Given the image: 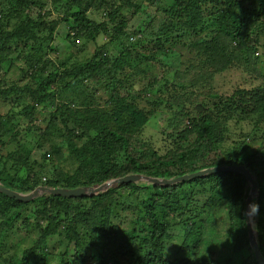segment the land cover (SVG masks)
<instances>
[{
	"label": "trees",
	"instance_id": "16d2710c",
	"mask_svg": "<svg viewBox=\"0 0 264 264\" xmlns=\"http://www.w3.org/2000/svg\"><path fill=\"white\" fill-rule=\"evenodd\" d=\"M138 1L0 0V101L11 106L0 113V184L28 192L39 185L95 186L131 173L173 178L242 164L258 183L255 227L264 258V72L256 55L264 47V0ZM126 8H133L130 16ZM139 13L144 18L130 25ZM158 14L163 18L154 22ZM60 23L73 41L94 43L88 57L58 65L48 57L46 44ZM175 45L182 51L174 82L190 78L171 87L183 95L174 97L168 85L159 89L160 78H152L143 96H120L118 88L133 86L147 72L143 62H167L176 56L168 50ZM141 47L149 53L142 56ZM133 56L143 60L130 64ZM15 69L17 81H8ZM230 69L249 71L260 84L213 92L217 75ZM96 87L109 95L98 106L88 101ZM200 95L204 109L191 116L182 108ZM50 100L48 110L38 107ZM15 106L21 107L17 115ZM162 109L167 136L174 137L157 155L139 136ZM43 112L47 116L37 115ZM39 140L50 142L35 161ZM246 190L241 173L221 171L173 185L117 183L83 197L46 194L21 202L0 192V258L7 252L3 239L16 228L32 242L16 245L20 256L10 264H46L48 255L58 257L57 264H258L247 234ZM222 234L226 240L219 244ZM54 237L65 240L62 250L50 243Z\"/></svg>",
	"mask_w": 264,
	"mask_h": 264
},
{
	"label": "rangeland",
	"instance_id": "374dc122",
	"mask_svg": "<svg viewBox=\"0 0 264 264\" xmlns=\"http://www.w3.org/2000/svg\"><path fill=\"white\" fill-rule=\"evenodd\" d=\"M168 2V0H164L163 3L166 4ZM137 3H139V1L137 0ZM37 7L36 9L33 10V12H30V16L33 18H36L37 15ZM133 11V8H126L124 10V13L126 16H130L131 13ZM42 12V10H41ZM90 16L94 19H98V17H95L93 15V12L90 13ZM144 18V14H137L133 16V19L130 22V25L134 26L138 23L139 19ZM163 16L158 14L157 18L154 20V22H157L159 19H162ZM133 27L129 28V31H132ZM67 33H68V27L66 24L60 23L54 34H52L51 39L47 42L46 45H49L50 48H52L51 52H48V57H50V59L55 63V64H59L62 61H66L68 63L71 62V60L77 59H84L86 57H88L90 55V53L93 51L95 45L93 42H87L86 46H83V39H75L74 41L70 38L67 37ZM138 33L135 35L131 36V40H133L134 38L138 37ZM149 43V42H148ZM139 47V46H138ZM148 47V46H147ZM140 48V47H139ZM141 55L144 56L145 54L149 53V48H147V51L141 47ZM168 50H173L175 52L176 56H168V60L165 63L162 62H154L152 60L149 61H145L142 63L143 67H146L147 72L144 73L141 77H135L134 81V85L133 86H129V83L127 85H124L123 87L118 88L116 91L119 92L120 96H126L128 97V100H131L132 98H135L137 96L138 98V93H140L143 96V93H141L143 87L146 88L147 83L151 80L152 78H160L159 79V83L157 84L158 88L161 89L162 87H164V85H168V90L170 88V90L175 91V93L173 92H169L170 94H172L174 97L179 96V95H183L185 92L182 90H178L176 91L173 87V85H176L177 87H179V85L184 86L185 84H187L188 80L190 77H187L186 79L188 80H183L182 82H174L175 80V73H176V66L177 61L179 59L178 54L182 51V47L180 45H175L174 47H169ZM256 55L259 57L260 59V69L262 70V72H264V47L263 46H259L257 48L256 51ZM141 56V57H142ZM141 57H137V56H133L129 62L131 63H135V61H142L143 59ZM136 59V60H134ZM179 62V61H178ZM8 63L3 65V70H5V68H7ZM134 65V64H132ZM20 71L19 69H15L14 72H12V70L10 72H8L7 74V79L8 81H14L16 82L18 79V75H19ZM91 83L95 84V78L94 77H89L88 79ZM195 81V79H194ZM260 80H256L251 73H249V71H240L237 69H230L222 74L217 75V77L215 78L214 84H213V92L215 93H221V94H228L230 92H232L233 89H235L236 87H244V88H248L250 86H256L259 85ZM148 88V86H147ZM151 91H153L156 86L154 87H150ZM180 88V87H179ZM133 91V94L129 93ZM136 94V95H135ZM195 95L192 96V99L194 101ZM109 99V95L104 93L102 91V89L96 87L95 92H93V94L89 97V104L90 105H102V103L106 102ZM29 102H31L32 100L28 99ZM53 100L47 101L45 103L39 104V108L48 110V108H51L52 105H54L53 102H51ZM204 101V102H203ZM55 102V101H54ZM202 103H205L204 100V96L200 95L197 96V101L196 103L191 102V99H189L188 101V105L183 107V110H186L187 112L190 113L191 116L196 115V113L198 112V110H203L204 107H202ZM11 108L10 105L6 104V103H2L0 101V113H6V111L8 110V108ZM9 108V109H10ZM21 110L20 106H15L14 107V113L17 115ZM46 115V112L43 113H38L37 115L39 117H43L42 115ZM47 116V115H46ZM167 118H168V112L165 109L160 110L159 112H157L153 117H151L149 119V121L145 124L139 138H143L146 140L150 141V145L153 146V148H155V151L157 153V155H163L164 151L166 150L165 146L169 145L173 139V135L172 136H167L168 134V130L166 129V123H167ZM187 118V117H186ZM185 118L184 122L187 123V119ZM246 126L243 124V127ZM173 134V132L171 133ZM264 135V133H263ZM166 137V138H165ZM193 137V135H192ZM54 140H58L55 139ZM260 140L255 141L252 146H256L258 144ZM50 141H40L39 140V146L38 148H35L32 151V160L35 161H39L42 160V151H45V149L48 147V143ZM230 141L227 140V144H229ZM251 145V142H250ZM172 146V145H170ZM169 146V147H170ZM157 149V150H156ZM159 150V151H158ZM5 151V150H4ZM264 152V147L262 150V153ZM71 162V161H70ZM74 165V166H73ZM75 167V164L73 163H68L66 165L67 169H71V171H73V168ZM252 172V171H251ZM253 176L256 178V175L254 173H252ZM20 175L23 176V171L20 172ZM203 177V176H201ZM259 177L262 181V185L264 187V175L261 176L259 174ZM192 179V178H191ZM247 182V180H246ZM136 183H146L143 181H138ZM117 184V183H116ZM116 184L112 185L115 186ZM111 186V187H112ZM247 187L248 190L244 191V198L246 199L248 192H249V188L250 185L247 182ZM29 192V191H28ZM46 195V194H44ZM43 196V195H41ZM257 196H258V190L256 191V193L253 195L252 199L253 202L256 203L257 201ZM40 197V196H39ZM38 198V197H37ZM201 199H204V196L200 195ZM244 199V200H245ZM126 214H129V211L126 210L125 211ZM255 222H256V214L254 216H252V224L255 230V234L256 233V227H255ZM17 227V225H16ZM8 236H6L3 239V242H5V247H7V252L3 253L1 255L0 258V264H10V263H15L18 261V258L20 256V252L21 250H19L16 254H14V247L17 245H20V248H24L26 246H28L32 240L28 237H25L24 232L19 231L16 228H13L8 234ZM35 238V235H34ZM175 238V237H173ZM18 242H21L20 244H18ZM174 242V241H172ZM50 243H56L57 244V249L62 250L63 247L65 246L66 242L65 240L57 237H54L53 240H50ZM204 245V244H203ZM173 251V250H172ZM171 251V252H172ZM169 252L168 256H172V253ZM83 254H85L86 256L88 255V253H86V251L82 252ZM92 253V252H91ZM3 258L6 259V261H3ZM58 262V257L56 256H52V255H48V259L46 264H57ZM37 264H41V262L37 263ZM106 264H112L109 263V261ZM124 264V263H123Z\"/></svg>",
	"mask_w": 264,
	"mask_h": 264
},
{
	"label": "water",
	"instance_id": "95a60500",
	"mask_svg": "<svg viewBox=\"0 0 264 264\" xmlns=\"http://www.w3.org/2000/svg\"><path fill=\"white\" fill-rule=\"evenodd\" d=\"M221 171L241 173L250 185L248 195L245 199V220L247 226V234H248L249 244L254 253L257 263L264 264V258L260 253L255 230L252 224V216L249 217L246 215L248 205L253 202L252 197L258 190V183L255 177L253 176L252 172L242 164L219 165V166L207 167L192 173L183 174L173 178L152 177L140 173H131L124 175L122 177L105 181L95 186H79L74 188H65V187H47V186L39 185L29 192H20L17 190L4 187L3 185L0 184V192L4 193L8 197L15 198L21 202L31 201L44 194H52L61 197H83V196H93L95 194L103 192L116 183H131V182L136 183L138 181H143L154 185H173L175 183L185 181L191 178L201 177L210 173H216Z\"/></svg>",
	"mask_w": 264,
	"mask_h": 264
},
{
	"label": "clouds",
	"instance_id": "9594fccd",
	"mask_svg": "<svg viewBox=\"0 0 264 264\" xmlns=\"http://www.w3.org/2000/svg\"><path fill=\"white\" fill-rule=\"evenodd\" d=\"M259 211V205L255 202H252L248 205V209L246 212V215L251 217L254 216L255 214H257V212ZM226 239L224 238V235L222 234L220 237L217 238V242L220 244L221 241H225Z\"/></svg>",
	"mask_w": 264,
	"mask_h": 264
}]
</instances>
